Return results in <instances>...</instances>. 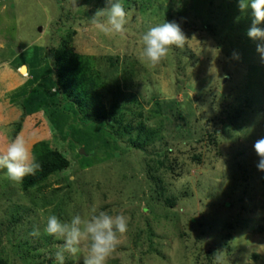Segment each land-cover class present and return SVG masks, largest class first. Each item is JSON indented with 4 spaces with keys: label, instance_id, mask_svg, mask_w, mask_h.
<instances>
[{
    "label": "rangeland",
    "instance_id": "374dc122",
    "mask_svg": "<svg viewBox=\"0 0 264 264\" xmlns=\"http://www.w3.org/2000/svg\"><path fill=\"white\" fill-rule=\"evenodd\" d=\"M121 3L124 30L106 34L97 23L107 19L108 0H0V72L8 62L25 73L24 63L31 80L18 91L0 83V152L23 133L32 155L34 144H49L58 117L63 144L49 146L71 162L27 191L0 169L2 226L12 211L24 214L4 235V264H31L38 254L60 264L58 253L64 264L85 263L90 238L73 254L45 225L49 215L88 220L93 209L128 220L105 264H264V171L254 149L264 135V38L247 35L252 10L239 0ZM165 21L180 25L185 43L153 65L141 58L142 36ZM57 49L82 54L98 72L96 105L114 110L110 128L74 117L52 72ZM149 130L145 150L130 146ZM25 237L37 240L36 258L17 255Z\"/></svg>",
    "mask_w": 264,
    "mask_h": 264
},
{
    "label": "clouds",
    "instance_id": "9594fccd",
    "mask_svg": "<svg viewBox=\"0 0 264 264\" xmlns=\"http://www.w3.org/2000/svg\"><path fill=\"white\" fill-rule=\"evenodd\" d=\"M111 5L107 9V19L98 22L100 31L111 34L124 30L127 22V12L121 0H108ZM241 9L252 10L253 26L247 35L252 39L264 38V29L257 27L264 22V0H239ZM105 15V9L96 13V16ZM185 35L176 22H164L150 27L142 36L143 51L141 58L155 65L167 56L169 50L183 47ZM264 53V47H258ZM234 55L238 56L237 53ZM254 149L259 157L257 167L264 171V138L256 141ZM40 167L30 153V149L23 136L17 135L6 151L0 152V169H6L7 177L15 182H22L27 175H34ZM90 219L83 220L80 215L71 218L70 223L61 220L57 215H49L46 220L45 233L64 240V250L73 254L77 246L85 237L90 238V246L85 264H105L109 255L117 246L118 233L124 234L128 228V220L123 214L113 217L105 211L96 213L92 210ZM60 264H64L61 253L57 254Z\"/></svg>",
    "mask_w": 264,
    "mask_h": 264
},
{
    "label": "trees",
    "instance_id": "16d2710c",
    "mask_svg": "<svg viewBox=\"0 0 264 264\" xmlns=\"http://www.w3.org/2000/svg\"><path fill=\"white\" fill-rule=\"evenodd\" d=\"M109 59H113L114 62L117 63L119 61V57L116 55L109 56ZM53 60L54 67L52 72L54 71V78L56 79V83L59 86L60 93L62 92L61 95H63L65 99L70 101L71 105L69 104L70 106H68L71 107L72 112H78V114L75 113L74 117L80 122L84 123V126L88 121H93L98 124L100 123V121H103V127L110 128L112 126V122L108 121L107 115L112 117L114 115V110L111 109V111L107 113L103 109L100 111L96 105V97L98 96L96 88L99 83L98 72L91 68L89 62L84 58L82 54L74 52L72 50H55L53 54ZM127 66L123 68V73L125 75L134 71L131 63L127 64ZM115 106L116 105H113L112 107L114 108ZM52 114L58 116V114L56 113ZM230 114L231 113L227 111L225 118H230L228 116ZM43 116H45V113H43ZM87 118H89V120ZM47 121L49 122V120ZM221 123L222 122H220V124ZM48 125L50 127V131H52V137H50L49 139V144L52 143L53 145V143H56L57 145H62L63 139H58L62 138V132L61 130H59V127H61V125L58 122V117H55V119L52 121L50 120V123ZM71 125L75 126V123ZM137 127L139 128V133L136 135V137H140V133L143 131L144 125L139 122ZM215 130L216 129H214V131ZM151 132V130H149V133L148 131H145L143 138L131 140L132 144L130 143V146L135 149L145 150L148 143V137L150 136ZM82 133H79L80 137L82 139H85L86 132ZM262 138H264V135ZM49 144H47V142H44L43 140L34 144L32 157H34L35 162L38 163L40 167L36 170L34 175H27L24 177L23 181L20 182L21 189L23 191H27L33 187H37L38 185L43 183L51 173L68 172L71 162L66 154H63L62 151L57 147H50ZM72 172L73 168H71V171L65 175H69ZM23 219V213L18 214L17 212H15L13 214L12 211L8 217H4L3 219L4 222L7 223L6 225L2 226V221H0V264H4V262L6 261L5 257L9 256L8 251H5L4 235L7 231H11L12 229H14L15 226ZM38 245L39 244H37V240L32 241L31 239L29 240L26 237L21 239L19 238V251H17L16 253L17 255L21 256V258H36V256H38L37 261H34L33 259L31 260V264H44V262L48 260L40 259V257H42L40 256V254L36 256L33 255L34 252L36 253Z\"/></svg>",
    "mask_w": 264,
    "mask_h": 264
},
{
    "label": "crops",
    "instance_id": "0c3cea01",
    "mask_svg": "<svg viewBox=\"0 0 264 264\" xmlns=\"http://www.w3.org/2000/svg\"><path fill=\"white\" fill-rule=\"evenodd\" d=\"M7 64V66H8V68H4L5 69V71L7 72V74L9 73V71H11L10 73H12V75H10V76H6L3 72V70L0 72V77H6L7 78V80L8 81H3V80H0V83H2V87H5L6 88V91H9V90H12V88L8 85V83L10 82V81H13L14 83H13V85H12V87H14V84H16V89H17V91L19 90V88L20 87H22V83H24V81H27L28 83H31L30 81V78H28L27 77V75L29 74L28 73V68H27V65L26 64H21V66L20 67H22V66H25L26 67V71H25V73H22L19 69H18V71L17 70H11V69H13V68H11L10 66H9V63L7 62L6 63ZM5 66V65H4ZM6 66V67H7ZM19 68V67H18ZM9 73V74H10ZM16 74H17V76L18 77H16ZM27 74V75H26ZM39 76V75H38ZM21 80H23L22 82H19V81H21ZM5 91V92H6ZM5 92H3V93H1V95L3 96L4 95V93ZM10 99V98H9ZM0 100H2V99H0ZM0 119H2V115L0 114ZM19 131V130H18ZM16 135H20V136H23V133L21 134V133H15V135L13 134L12 135V137L11 138H15L16 137ZM27 138V137H26ZM27 141H28V144H29V141L30 140H28V139H26Z\"/></svg>",
    "mask_w": 264,
    "mask_h": 264
}]
</instances>
